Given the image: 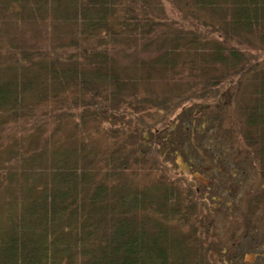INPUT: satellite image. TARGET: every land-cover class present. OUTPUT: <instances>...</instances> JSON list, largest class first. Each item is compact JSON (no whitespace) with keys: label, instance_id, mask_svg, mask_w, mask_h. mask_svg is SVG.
<instances>
[{"label":"trees","instance_id":"16d2710c","mask_svg":"<svg viewBox=\"0 0 264 264\" xmlns=\"http://www.w3.org/2000/svg\"><path fill=\"white\" fill-rule=\"evenodd\" d=\"M232 202L264 222V0H0V264H264Z\"/></svg>","mask_w":264,"mask_h":264},{"label":"rangeland","instance_id":"374dc122","mask_svg":"<svg viewBox=\"0 0 264 264\" xmlns=\"http://www.w3.org/2000/svg\"><path fill=\"white\" fill-rule=\"evenodd\" d=\"M127 118L124 119V126L135 125L138 121L137 115H129L127 114ZM112 126H118V124H112L111 121H107L104 124H101V127L105 129L106 131L110 130ZM215 132V131H214ZM202 138V137H201ZM225 137L222 135L218 136V139L221 142H225ZM107 139V138H106ZM105 138H101V146H105L106 143ZM110 139V138H108ZM209 139H207L208 141ZM206 139L202 140L200 144L205 145L208 144ZM203 155L204 152H202ZM196 159V158H195ZM179 165L174 163L172 165H163V169L165 172H167L169 175L177 178L179 176H184L186 180H190V182L194 185H198V181L195 177H193L192 173L197 168L190 169L180 158H178ZM196 162V161H195ZM197 166H202L201 163H197ZM197 176H200L197 174ZM254 179V180H253ZM255 182V177L253 173H249L247 176V182L245 181V185L243 186V190H246L248 188V184L250 181ZM203 183H206L207 180H201ZM252 182V183H253ZM230 196L232 194H229ZM228 196L227 198L229 199ZM242 209H238L237 206L232 202V206L230 210L227 213L221 214L220 216H216V213L213 214V216L217 219L219 222V227H212V229H216L218 232V237L222 241V243L225 246V249H227L228 253H231L233 255L239 256L243 251H245L248 247H251L254 243H264V222L258 221V222H250V220H247L246 218H242ZM260 218H264V209H262L258 215ZM250 229H254L256 232H260L259 236L257 238L254 237V235H250L251 231ZM250 235V236H249ZM253 237L254 241H252L250 238ZM254 254L249 252L247 254V258L250 260L253 259ZM225 259L227 257H224ZM239 259V258H238Z\"/></svg>","mask_w":264,"mask_h":264}]
</instances>
